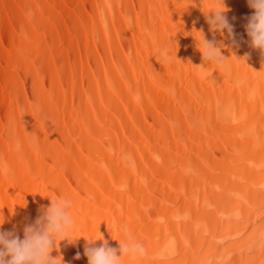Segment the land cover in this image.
<instances>
[{
	"label": "bare ground",
	"instance_id": "1",
	"mask_svg": "<svg viewBox=\"0 0 264 264\" xmlns=\"http://www.w3.org/2000/svg\"><path fill=\"white\" fill-rule=\"evenodd\" d=\"M217 2L0 0V231L63 195V264L101 234L143 245L121 264H264V56L247 0L236 44L210 31Z\"/></svg>",
	"mask_w": 264,
	"mask_h": 264
},
{
	"label": "clouds",
	"instance_id": "2",
	"mask_svg": "<svg viewBox=\"0 0 264 264\" xmlns=\"http://www.w3.org/2000/svg\"><path fill=\"white\" fill-rule=\"evenodd\" d=\"M247 3L252 9L244 25L249 44L252 49L259 50L264 56V0H247ZM228 11L224 0H218L216 6L209 11L211 15L206 14V20L211 32L223 34L226 31L228 38L236 44L233 26L226 15ZM200 33L202 38L198 40L197 47L202 54L203 64L198 67H202L206 62L222 66L227 59L221 53L224 45L215 39L208 40L202 32ZM164 55L167 56L166 51ZM247 58L248 54H245L240 59L246 61ZM72 207V200L63 195L50 198V204L41 208L40 215L35 221L25 225L22 238L14 230L0 231V264H63V257L53 256L52 253L59 252L62 241L72 244L77 240L69 236L75 225L70 214ZM85 240L87 243L84 255L88 259V264H121L124 257L135 259L144 254L143 245L133 241L131 237L118 241V248L110 246L102 234L100 239ZM96 241L101 243L96 245ZM75 258L79 259L80 254L77 253Z\"/></svg>",
	"mask_w": 264,
	"mask_h": 264
}]
</instances>
